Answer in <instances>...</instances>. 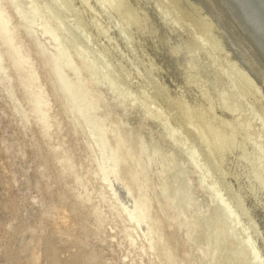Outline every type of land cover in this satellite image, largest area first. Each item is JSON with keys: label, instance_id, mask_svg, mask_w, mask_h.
I'll return each instance as SVG.
<instances>
[{"label": "rangeland", "instance_id": "1", "mask_svg": "<svg viewBox=\"0 0 264 264\" xmlns=\"http://www.w3.org/2000/svg\"><path fill=\"white\" fill-rule=\"evenodd\" d=\"M19 1L0 0V27L6 29L0 37V264H170L163 257L168 250L175 264H227L226 247L212 235L213 229L219 230L222 224L237 231H231V235L243 241L250 261L264 264V242L259 239L258 224L235 194L230 163L209 136L198 131L191 118L194 132L187 129V119L179 109L185 104L184 99H179L182 96L174 94L164 81L161 85L158 78L157 85L163 87L160 93L151 90L154 84L147 90L142 88V93L140 85L130 86L119 74L118 66L116 71V62L103 48L102 39L98 41L93 29L75 20L78 13L90 16L85 3ZM159 1L165 9L169 7L170 14L175 12L173 15L177 16L171 15L173 18L185 23L174 10L172 0ZM104 4L103 9L110 16L116 0ZM20 10L28 17V23L23 24ZM196 17L191 21L193 24L195 19L194 26L188 21V26L182 23L184 28L193 33L198 30L199 35H194L206 41L209 58L211 55L214 63L222 64V41L219 46L206 27L202 34L199 25L202 27L203 22L200 16ZM113 18L111 24L124 30L129 42L131 32L126 20ZM112 25L109 28L116 31ZM51 33L58 38L54 40ZM38 44L45 46L49 58L54 54L62 56L56 65L80 85L82 96L93 98V114L103 119L116 118L113 129L123 127L127 131L133 127L146 136V153L142 156L145 193L151 204L149 216L163 238L154 252L142 251L147 241L140 230H136L133 221L119 217V202L102 180L106 154L99 153L88 129L57 92L47 56L39 53ZM150 54L147 56L152 59ZM69 55L74 62L71 67L64 64ZM19 57L27 65L19 64ZM225 64L224 68L229 66ZM27 71H34L32 87L43 93L39 99L41 114L35 115L30 108L33 92L25 89ZM152 92L160 95L157 100L151 98ZM143 93L148 97H143ZM43 119L45 123L41 122ZM237 209L247 213L244 220Z\"/></svg>", "mask_w": 264, "mask_h": 264}, {"label": "bare ground", "instance_id": "2", "mask_svg": "<svg viewBox=\"0 0 264 264\" xmlns=\"http://www.w3.org/2000/svg\"><path fill=\"white\" fill-rule=\"evenodd\" d=\"M67 1L74 4L83 2L88 6L90 16L83 12L76 14L75 19L73 11L72 16L84 27L93 29L98 41L99 38L102 39L100 42L101 44L103 42V48L113 58V63L116 62V71L119 67V74L130 83V86L137 88V85H140V90L144 87L147 90L148 86L151 87L154 84L155 88H151V90L154 92L155 89L160 93V89L163 87L157 85L155 80L158 78L161 85L168 84V88L174 91V94L182 96L179 99H184V106L179 108L175 105V107L182 109L184 119L186 118L188 122L186 123L185 120V126L187 129L193 130L190 125L189 118H191L199 127L198 131L201 134L206 133L221 155L226 156L231 166V168L229 167V176L234 184L235 194L248 209L252 220L258 224V232L261 237L259 239L264 242V37L259 20L255 17L251 7H248L250 4L247 2L248 6L246 7L244 0H170L176 13H180L181 19L185 20V23L182 22L183 24L186 25L188 21L191 23L193 16L198 15L203 22L202 27L199 25L200 32L203 34L205 32L203 28L206 27L216 42L222 41L223 49L220 48L225 54L223 53L224 56L221 57H224L226 64L229 65L226 69L224 68L225 62L220 64L223 66H220L211 60V55L209 58V54L206 52L207 48L209 49L205 46L206 41L203 37L194 35L198 30L193 33L188 27L184 28L180 19L178 21L177 18L172 17L176 15H173L175 12L170 14L171 10L168 11L170 5L166 6L167 10L159 0H116L112 12L109 11L110 16H107V12L103 9L104 2H110V0L102 2L101 0ZM164 1L167 2V0ZM71 8L74 10L73 6ZM62 11L64 12V10ZM18 13L25 21L23 24L28 23L29 19L25 13L21 10ZM113 17L126 20V25L131 32L129 42L124 36V30L122 31L118 26L115 27L111 24ZM193 24L192 26H194ZM109 25H112L116 31L111 30ZM199 27L196 28L199 29ZM4 32L6 29L0 27V37H3ZM46 32L48 33V31ZM91 34L93 33L91 32ZM47 35L49 36V34ZM53 38L55 37L53 36ZM132 47L136 50H133ZM16 50V48L12 49L14 54L17 53ZM38 50L40 54L46 55L47 51L45 52L43 44H38ZM217 50L219 53L220 49L217 48ZM212 52L216 53L214 50ZM212 52L209 53L212 54ZM218 53L216 56L219 55ZM147 54L152 55V59L148 58ZM59 56V54H54L51 58H49L50 56L45 57L54 74L55 88L65 98L68 106L73 110V114L79 117L88 129L99 153L102 156L106 154L102 166V180L107 182L112 196L117 203L119 202L117 206L119 217L133 221L136 230H140L142 237L147 241V245L142 246V251L154 252L155 247L163 242V238L158 225L149 216L151 204L145 193L146 182L143 174H146L143 173L145 170L142 168L144 167L142 156L143 153H146V136L142 135L143 133L140 134L139 130L133 127L127 131L123 127V129L121 127L113 129L111 125L117 124L116 118L110 116L103 119L93 114L95 104L93 98L87 94L82 96L80 85L73 83L63 69L56 65V61L62 57ZM212 57H214L213 54ZM17 60L21 65L26 64L25 60L20 57ZM73 63L70 55L64 62L69 67ZM2 65V53L0 52V69ZM74 70H77L76 65ZM158 70L161 73H158ZM234 72L238 76L237 79ZM34 75V71H27L24 76L25 89L30 88L33 92L30 108L37 115L42 111L39 99L43 93L32 87L31 80ZM153 92L150 94L151 98L157 100L160 95ZM141 95L147 96H144V93ZM41 122L45 123L46 121L43 119ZM193 134L195 137L196 133ZM235 201L237 202V200ZM43 205L41 204V206ZM112 205L115 207L114 203ZM238 210L237 212H239ZM239 215L240 219L244 220L247 213L241 210ZM231 231L237 232L231 226L224 224L219 230L213 229V239L222 240L221 244L226 247L224 260L227 261V264H254L250 258L248 259L249 252L243 241L234 239ZM200 234L202 233H196L195 237H199ZM127 236L132 242L134 241L130 234ZM170 255L169 250L163 253V257L170 264H175L174 258Z\"/></svg>", "mask_w": 264, "mask_h": 264}, {"label": "water", "instance_id": "3", "mask_svg": "<svg viewBox=\"0 0 264 264\" xmlns=\"http://www.w3.org/2000/svg\"><path fill=\"white\" fill-rule=\"evenodd\" d=\"M245 1V5L246 7L247 2L250 4V6L252 9V12L256 15L255 17L259 20L260 22V26L262 28L263 31V37H264V0H244Z\"/></svg>", "mask_w": 264, "mask_h": 264}]
</instances>
